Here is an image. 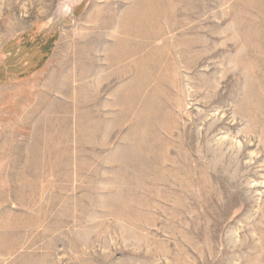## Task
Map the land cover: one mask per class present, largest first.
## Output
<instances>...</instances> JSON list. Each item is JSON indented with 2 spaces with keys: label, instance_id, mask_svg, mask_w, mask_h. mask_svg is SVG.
Wrapping results in <instances>:
<instances>
[{
  "label": "rangeland",
  "instance_id": "rangeland-1",
  "mask_svg": "<svg viewBox=\"0 0 264 264\" xmlns=\"http://www.w3.org/2000/svg\"><path fill=\"white\" fill-rule=\"evenodd\" d=\"M2 82L0 264H264V0H0Z\"/></svg>",
  "mask_w": 264,
  "mask_h": 264
},
{
  "label": "trees",
  "instance_id": "trees-1",
  "mask_svg": "<svg viewBox=\"0 0 264 264\" xmlns=\"http://www.w3.org/2000/svg\"><path fill=\"white\" fill-rule=\"evenodd\" d=\"M54 47H53V45H52V49H53ZM47 53H50V50H48V52ZM40 67V66H39ZM4 68V67H3ZM1 70H4V69H1ZM26 77V76H25ZM24 77V78H25ZM22 78H23V76H22ZM17 79L19 80V79H21V76H19V77H17ZM5 83L4 82H2V83H0V85H4Z\"/></svg>",
  "mask_w": 264,
  "mask_h": 264
}]
</instances>
